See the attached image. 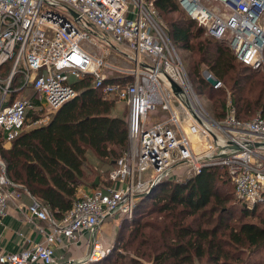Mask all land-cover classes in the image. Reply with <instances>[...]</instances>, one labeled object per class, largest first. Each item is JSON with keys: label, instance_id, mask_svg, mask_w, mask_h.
<instances>
[{"label": "built area", "instance_id": "built-area-1", "mask_svg": "<svg viewBox=\"0 0 264 264\" xmlns=\"http://www.w3.org/2000/svg\"><path fill=\"white\" fill-rule=\"evenodd\" d=\"M178 1L212 36L227 41L238 60L253 69L263 67L264 0H214L220 8L201 0ZM95 36L118 45L96 44ZM112 50L127 62L108 58ZM9 61L10 72L0 78L2 146L47 121L76 94L74 82L89 76L91 87L125 101L128 147L107 177L61 217L9 177L0 154V222L13 207L42 235L19 252L0 251V264H61L56 244L84 232L90 249L79 263L98 260L109 250L97 235L107 218L131 217L138 196L154 180H182L205 166L225 167L247 208L264 201V117L237 118L229 95L222 119L207 111L152 1L0 0V66ZM23 194L30 199L26 205Z\"/></svg>", "mask_w": 264, "mask_h": 264}, {"label": "trees", "instance_id": "trees-1", "mask_svg": "<svg viewBox=\"0 0 264 264\" xmlns=\"http://www.w3.org/2000/svg\"><path fill=\"white\" fill-rule=\"evenodd\" d=\"M148 1L167 24L175 46L190 52L187 72L195 91L211 100V115L218 120L225 116L229 95L237 118L264 117V71L238 60L227 41L203 36L205 27L188 15L178 0ZM8 63L0 66L1 78L10 72ZM204 68L213 78L203 75ZM17 76H13L16 86ZM217 80L222 82L220 87L213 85ZM74 86L76 94L47 121L25 128L7 145L0 144L9 177L56 217L72 206L79 187L87 183L88 152L101 162L113 160L115 165L128 147L127 116L113 113L117 100L91 87L89 76L76 80ZM31 116L38 117L35 113ZM91 181L96 186V179ZM229 183L235 194L227 169L220 165L205 166L182 180L159 182L138 196L133 210L136 214L149 203L161 214L159 221L147 225L148 231L143 224H132V239L126 244L134 245L136 255L149 257L151 264H264V218L257 214L258 204L252 209L241 201L227 205L232 189ZM235 211L242 217L256 216L258 221L234 217L231 222L226 217ZM205 214L208 224L197 225L195 218ZM123 239L120 237L121 242Z\"/></svg>", "mask_w": 264, "mask_h": 264}, {"label": "rangeland", "instance_id": "rangeland-1", "mask_svg": "<svg viewBox=\"0 0 264 264\" xmlns=\"http://www.w3.org/2000/svg\"><path fill=\"white\" fill-rule=\"evenodd\" d=\"M205 5L211 6V7H216L220 8V5L218 2L214 0H201ZM176 14H174L175 16ZM158 19L160 20L161 24L167 29L168 31V26L165 23V21L162 19V17L158 16ZM94 30L93 32L99 33V29L96 27H92ZM209 36L211 35L210 32L207 31L205 28L203 36ZM212 36V35H211ZM96 37V36H95ZM96 44L103 43L104 45H109L111 44L112 46H117L118 44L116 43H108L106 39L104 38H95L93 39ZM108 41H112L109 37L107 38ZM81 45L85 46L88 48V46L97 51V53H101V50L94 45L93 43H89L86 41H83ZM110 45V46H111ZM123 47L122 45H120ZM180 57L182 58L185 67L187 69V62L190 57V52L187 50H183L181 48H177ZM110 59H116L119 61H126L123 56L117 55L113 50L111 52V55L108 57ZM127 62V61H126ZM7 64H9L7 62ZM262 71H264V61H263V67L261 68ZM2 73V68L0 70V74ZM208 71L204 68L203 70V75L206 77L208 75ZM1 78V76H0ZM19 76H17L16 80H18ZM75 78L71 77L70 81H74ZM229 94V91H227V95ZM200 100L204 107L207 109L210 114H213L212 106H211V100H209L206 96L200 95ZM113 113L118 114L120 116H123L126 118L127 113H128V108L126 107V103L123 100H118L115 102L114 108H113ZM89 155H87V173L88 169L90 170L88 178H87V183L86 185L91 186L93 179H105L108 175V172L111 170V168L114 165V161H107L101 162L99 161L95 156H93L90 152H88ZM151 169L149 168L143 173V176H148L150 173ZM229 186L232 188V184L229 183ZM228 196H230L229 201L227 202V205L235 206L239 204V198L234 194L233 188L228 191ZM257 214H260L262 218H264V201L258 203V209H257ZM159 213L155 211V207H150L149 203H147L146 207L144 210H139L137 211L136 214H132L131 217H122V216H115L112 219H109L112 222V234L106 235L104 237L108 238V242L106 240L104 241V244L108 246L109 250L105 253L103 257L98 259L97 264H151V261L149 260V257L146 256H138L136 255L134 251V245L130 246L126 244V242L132 239V236L129 234V231L133 228L134 224L140 223L143 224V229L145 231H148L149 228L146 227L149 224H154L159 221L160 219ZM234 217H238L237 219H242V220H252V221H258V218L256 216H248V217H242L239 213V211H235L234 214L230 217H226L229 221L233 222ZM215 215L213 216L214 222H215ZM191 219V218H190ZM189 219V220H190ZM196 224L205 226V224H208V214H205L204 216H199L196 217ZM194 219V220H195ZM128 222H133V223H128ZM214 222L209 223V225L214 224ZM133 224V225H132ZM120 233L123 235L121 236ZM120 237H124L123 241L121 242ZM264 252V251H263ZM56 260H58L57 256L55 255ZM86 258V257H85Z\"/></svg>", "mask_w": 264, "mask_h": 264}, {"label": "crops", "instance_id": "crops-1", "mask_svg": "<svg viewBox=\"0 0 264 264\" xmlns=\"http://www.w3.org/2000/svg\"><path fill=\"white\" fill-rule=\"evenodd\" d=\"M31 93V91H27ZM93 185H82L78 189V196L91 192ZM22 202L26 205L30 199L26 194L22 195ZM112 219V218H109ZM108 218L100 226L97 235L109 243L106 235L112 234V222ZM89 234L84 232L76 240H65L57 243L55 255L58 261L63 263L79 264L88 255L90 246L88 244ZM42 239L35 223L27 219V216L16 208H10L0 222V251L19 252L31 247L33 243Z\"/></svg>", "mask_w": 264, "mask_h": 264}, {"label": "water", "instance_id": "water-1", "mask_svg": "<svg viewBox=\"0 0 264 264\" xmlns=\"http://www.w3.org/2000/svg\"><path fill=\"white\" fill-rule=\"evenodd\" d=\"M185 3L187 4V2L185 1ZM188 8H190L189 6H188ZM159 183V180H154L152 183H151V185H150V187H149V189L147 190V191H149V190H151L156 184H158ZM94 184L95 185H97L98 184V178L96 179V181L94 182ZM86 262H88V261H86Z\"/></svg>", "mask_w": 264, "mask_h": 264}]
</instances>
